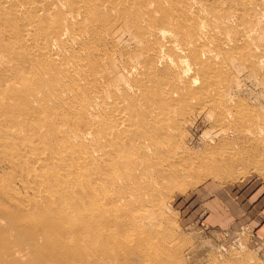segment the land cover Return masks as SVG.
I'll use <instances>...</instances> for the list:
<instances>
[{
    "label": "rangeland",
    "instance_id": "obj_1",
    "mask_svg": "<svg viewBox=\"0 0 264 264\" xmlns=\"http://www.w3.org/2000/svg\"><path fill=\"white\" fill-rule=\"evenodd\" d=\"M180 1L182 9L184 8L183 15L187 18L193 20L196 16L207 15L206 23L209 28H207L208 36L206 39L192 35L188 40L181 39L179 36L175 37L173 27L165 23V28L168 30L165 37L150 36L148 42H141L135 34V29L128 24V19L126 17L124 19V16L120 18L114 15L115 20L108 27L107 37L103 36L95 47L99 58L103 60L102 63H108L109 69H116L119 64L126 63L140 65L143 64V58H145L146 61L156 62L155 66L163 72L167 66H170L168 57L171 56L174 60L183 57L186 60L183 64H186L189 70L196 71L200 79V84L191 88L196 89L194 99L186 100L185 103L179 102L171 107L169 113L161 116L164 122L167 121L166 123L176 125V129L171 134L175 135L177 147L185 149L186 152L182 155L184 159L178 158L173 160L175 162L170 161V164L173 163L177 169L190 164L189 171L187 174L181 175V180L177 184H172L166 180L161 181L162 184H158L156 175L168 167L170 159L162 157L156 163L157 165L142 159L137 160V164L141 165L144 170V177L136 183H130L131 186L128 184L127 189L123 188L122 190L127 192L129 201L133 202L130 205L120 206L121 209L114 207L113 212H109L110 215L108 212L103 215L107 221L117 224L118 229L116 231L119 233L121 231L120 236L124 235V228L128 226L130 229L127 246L123 247L122 253H118V258L112 262L113 264H264V0H256L258 4L255 0H250L251 2L249 0H236L237 3L235 0H198V5L195 7L186 0ZM221 3H224L223 6ZM253 7L255 8L253 9ZM216 11L222 12L221 16L224 15L226 18L222 17L221 20V16L216 17L218 16ZM11 26L12 31L17 33L19 30L18 23L12 22ZM251 38H254L253 41ZM221 40L223 43L224 41L227 43L223 44ZM15 41L19 43V41ZM160 41H163L164 44L166 42V48L168 47L165 49L167 51H162V54L166 55L162 62L156 57L158 55L157 50L149 48L156 47L154 44ZM186 41L192 43L186 54H181L178 50L174 51L170 48L183 47ZM256 43H258V48ZM12 45L18 49L19 47L16 46L22 44ZM144 47H147V54L142 53ZM18 51L26 52L21 50V47ZM101 53L102 57L100 56ZM104 55L106 57H103ZM210 63L212 64L210 65ZM174 68L171 66L169 71H166L168 83L174 80L180 82ZM192 71L188 72L192 73ZM113 78L121 80L123 76L117 73ZM121 82V84L124 83V81ZM183 92L185 93V91ZM48 94L52 93L49 92ZM70 98L71 96L67 94H64L60 100L56 97L51 99L49 97L41 111L39 110L40 113L37 112L35 120L30 121L28 114H22L20 119L23 116V120L27 119L29 124L32 122L31 128L34 124L43 126L41 121L45 118L47 119L46 122L56 120L57 124L54 125L58 129L56 131L59 132L67 127H73L74 124L85 130L89 126L87 118L79 110V116L75 114L74 108L71 109L72 101ZM159 98H162L161 104L164 107L166 98L163 94H158L156 99ZM150 99L152 102V95ZM175 99H179V96H175ZM45 100L46 97H43L42 103ZM124 102L121 100L117 107L119 109L124 106L127 108L128 105ZM72 111L73 113H71ZM168 115L171 117L169 118ZM41 117L43 119H39ZM18 128L19 131L22 128L19 137L23 141L18 140L16 146L8 143V148L5 149L4 147L3 150L10 153L11 151L16 153L18 150V161H21L22 168L19 170V168L12 167L3 155L4 153L0 151V185L19 181L20 184L17 183V185L22 187L27 181L31 185L35 182L37 184L39 182L37 181L38 177L43 178V176L52 175L58 178L67 175V178L73 181L71 186L79 189L87 178L88 180L94 178L95 175L92 172L97 173L100 168L106 165V160H102L99 163L91 161L88 166H84L85 161L81 157L86 156L95 147L93 141L85 140L86 143L77 141L65 144L64 142L59 143L61 141L58 134V138L57 136L54 137L56 134H48L44 141L39 139L40 143L35 142L31 145L30 138H35V136L37 138V135H33L25 126L19 125ZM42 129H44L42 133L47 131L45 128ZM99 129L102 133L100 137L105 141L106 136L104 137L103 134L105 131L101 127ZM28 131L29 133H27ZM115 134L117 135V133H113V135ZM26 137L29 138L28 141ZM33 145L34 148L39 146V149L37 147L34 149ZM76 149L78 152H75ZM175 149L170 150L168 147H164L166 152L169 150L170 152H177ZM104 150L106 154L113 157L112 146H106ZM101 153L103 154V152L100 151V156ZM78 154L81 159L73 160L72 164L71 159ZM63 163L65 164L63 165ZM152 164L153 166H151ZM67 165L68 167H66ZM108 165L109 163H107ZM26 167L30 170L29 174L25 172ZM90 167L91 174H89ZM101 176L102 183L101 180L98 181L107 187L106 177ZM104 179L105 181H103ZM75 182L77 183L74 184ZM29 191L31 190L27 188L22 189V193H29ZM114 192L120 191L114 190ZM22 193L20 194L21 197L24 196ZM100 196L102 197L103 194ZM133 220L139 222L137 226L131 225ZM5 224L3 225L8 231L10 226L15 228V225L9 226L7 220ZM14 232L3 243V250L21 249L24 251L28 250L29 247V251L23 253V255L28 256H25L26 260L24 259L23 262V258L19 260V263L6 258L4 264H97V257L77 259L60 252L40 254L39 248L36 252H31L30 246L43 247V244L30 242L29 236L24 231L23 234L20 232L14 234ZM79 248L80 245L76 244L68 246L70 251ZM100 258V260L105 259L102 256Z\"/></svg>",
    "mask_w": 264,
    "mask_h": 264
},
{
    "label": "bare ground",
    "instance_id": "obj_2",
    "mask_svg": "<svg viewBox=\"0 0 264 264\" xmlns=\"http://www.w3.org/2000/svg\"><path fill=\"white\" fill-rule=\"evenodd\" d=\"M186 1L194 7L198 5V0ZM235 2L237 3L236 0ZM183 9L180 0H0V151L4 153L3 155L12 167L19 168V170L22 168L21 161H18L19 151L17 149L16 153L3 150L4 147L5 149L8 148V143L16 146L17 141L22 140L19 137L22 128L20 131L18 128L19 125H22L27 127L26 129H29L33 135H37V138L36 136L30 138L31 145L35 142L40 143L39 139L44 141L48 134H56L54 137L58 134L61 141L59 143L64 142L65 144L90 140L95 143L93 144L95 147L86 156L81 157L85 161L84 166H88L91 161L99 163L106 160V165L100 168L97 173L92 172L95 175L94 178L88 180L85 176L86 182L83 183L82 187H78L79 189H75L74 186L73 188L71 186L73 181L68 179L67 175L62 176L63 174L62 177L58 178L52 175L43 176V178L38 177L37 181L39 182L37 184L35 182L31 185L27 181L24 185L22 183V187L17 185V183L20 184L19 181L0 185V264H4L6 258L18 263L23 258V262L28 256L23 255V253L24 251L27 253L29 247L28 250L24 251L21 249L3 250V243L14 231L22 234L24 231L29 236L30 242L43 244V247L30 246L31 252H36L39 248L40 254L60 252L77 259L97 257V264H113L112 261L118 258V253H122L121 250L129 242L130 229L128 226L124 228V235L120 236L121 231L120 233L116 231L118 229L117 224L107 221L103 215L107 212H113L114 207L121 209L120 206L130 205L133 202L129 201L127 192L122 190L123 188L127 189L128 184L131 186L130 183H136L143 179L144 170L141 165L137 164V160L142 159L145 162L156 164L162 157L170 159L168 167L156 175L158 184H162L161 181L165 180L177 184L181 180V175L187 174L190 164L184 165L181 169H177V166L174 167L173 163L170 164V161L178 158L184 159L182 155L186 152L185 149L177 147L175 135L171 134L176 129V125L166 123L167 121L164 122L161 116L169 113L171 107L179 102L185 103L186 100L195 98L196 89L191 88L200 84L198 73L192 69L189 70L186 64H183L186 62L183 57L174 60L171 56L168 57L170 66H167L163 72L155 66L156 62L146 61L145 58H143V64L140 65L126 63L119 64L116 69H109L108 63H102L103 60L99 58L95 49L103 36L107 37L108 27L115 20L114 15L127 18L128 24L135 29V34L141 42H148L150 36L165 37L168 31L165 28V23L173 27L175 37L179 36L181 39L188 40L192 35L206 39L208 36L207 28H209L206 23L207 15H203V17L195 15L196 18L191 20L183 15ZM201 12L203 14V11ZM221 13L217 12L218 16L216 17L221 16ZM261 14L263 13L261 12ZM222 17L226 18L222 15L221 20ZM252 17L254 18V16ZM12 22L18 23V34L12 31ZM236 30H238L237 27ZM251 39L253 41L254 38ZM162 42L155 43L156 47H149L157 50L158 55L156 54V57L161 62L166 57L162 51L168 49L166 42L165 44ZM20 43L22 45L16 47H21V50L26 52L18 51L19 48L15 49L12 45ZM184 43L183 47H169L174 51L178 50L181 54H186L192 43H188V41ZM225 43L227 42L224 41L223 44ZM256 45L258 48V43ZM226 47L228 48V45ZM205 52L210 53L209 51ZM142 53L147 54V47H144ZM209 58L211 59V57ZM171 66L175 67L179 83L177 80L171 83L167 82L166 71H169ZM188 71H192V73ZM117 73L122 74L121 80L113 78ZM121 81L124 83L121 84ZM49 92L52 94H48ZM64 94L71 96L70 100L73 106L71 109L74 108L77 116H79V111L82 112L91 127L88 126L84 130L74 124L73 127H67L63 130V135L61 130V133L56 131L57 127L54 125L57 124L56 120L46 122L47 119L41 117L39 119H43L41 122L44 125L34 124L31 128L32 122L29 124L27 119L23 120V116L20 119L22 114H28L30 121L35 120L37 112L41 111L49 97L50 99L56 97L60 100ZM158 94H163L166 98L167 102L165 101L164 107L161 104L162 98L156 99ZM151 95L152 102L150 101ZM175 96H179V99H175ZM43 97H46L44 103H42ZM121 100L127 103V108L125 106L122 109L117 107ZM72 120H74L73 117ZM100 127L105 131L103 132L104 137L106 136L105 141L100 137L102 134ZM42 128L47 131L42 133L44 130ZM113 133H117V135H113ZM26 139L29 140L28 137ZM58 146L57 148L60 147ZM106 146L113 147V157L105 153L104 147ZM36 147L39 149V146ZM164 147H168L170 150L176 147L177 150L175 149V151L177 152H170V150L166 152ZM100 151L103 152L101 156ZM75 152H78L77 149ZM79 154L71 159L72 164L73 160L81 159ZM107 163H109L108 166ZM23 166L25 168V165ZM90 170L91 167L89 174H91ZM25 172L29 174L30 170L26 167ZM79 172L81 173V170ZM70 175L72 176V174ZM101 175L106 177L107 180L104 179L103 181L107 182V187L98 181L101 180ZM98 182L102 187L97 185ZM26 188L31 191L22 193V189ZM118 188L122 189L119 190ZM114 190L120 192H114ZM139 192L142 194L140 189ZM21 193L24 196L21 197ZM100 194L103 196L101 197ZM6 220L9 226L15 225V228L10 226L8 231L3 225ZM138 223L133 220L131 225L137 226ZM131 234L134 235V233ZM70 244L80 245V248L70 251L68 250ZM100 256L106 260H100Z\"/></svg>",
    "mask_w": 264,
    "mask_h": 264
}]
</instances>
